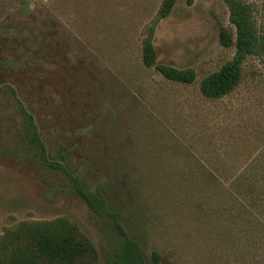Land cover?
Instances as JSON below:
<instances>
[{
    "label": "rangeland",
    "instance_id": "rangeland-1",
    "mask_svg": "<svg viewBox=\"0 0 264 264\" xmlns=\"http://www.w3.org/2000/svg\"><path fill=\"white\" fill-rule=\"evenodd\" d=\"M161 1L0 0V235L66 216L98 264L114 259L117 225L146 264L153 251L157 264H264V206L226 192L264 169V62L248 55L231 92L204 96L200 80L234 54L219 42L222 27L234 30L229 10L224 0H175L154 27L156 60L196 77L166 79L141 58ZM243 1L264 35V0ZM20 106L52 157L69 151L67 168L99 187L116 221L92 211L64 172L21 153Z\"/></svg>",
    "mask_w": 264,
    "mask_h": 264
},
{
    "label": "trees",
    "instance_id": "trees-1",
    "mask_svg": "<svg viewBox=\"0 0 264 264\" xmlns=\"http://www.w3.org/2000/svg\"><path fill=\"white\" fill-rule=\"evenodd\" d=\"M229 10V21L234 30L222 27L219 42L225 47H233L232 58L200 80L199 88L208 98H218L231 92L239 83L242 63L248 55H259L264 62V35L255 26L251 6L243 0H224ZM192 0H188L191 3ZM175 0H162L152 22L145 26V36L141 40V58L146 67H154L168 80L191 83L196 74L193 68H177L166 63H158L152 43L154 27L159 19L166 17L172 10ZM22 122L19 130L21 136L20 151L24 156L36 161L39 166L64 172L72 181V192L85 201L89 208L99 216L111 215L114 221L118 213L111 211L99 187L88 189L72 174L66 166L69 151L65 147L58 149L57 158L51 156L46 143L41 137L32 112L20 106ZM248 175V174H247ZM251 179L234 180L230 187L238 194L248 196L251 206L264 204V169L257 172L251 169ZM244 177V178H243ZM262 200V203H261ZM250 210V209H249ZM246 210V213L250 211ZM248 215V214H247ZM249 216H252L250 213ZM250 220L246 217V222ZM120 238L113 251L114 259L108 264H146L145 253L140 243L127 235L118 225ZM155 264L159 255L152 252ZM99 252L79 226L66 216L48 220H22L6 227L0 235V264H98Z\"/></svg>",
    "mask_w": 264,
    "mask_h": 264
}]
</instances>
